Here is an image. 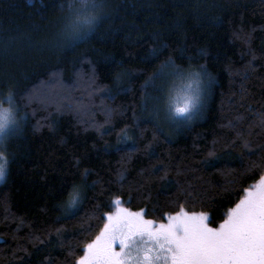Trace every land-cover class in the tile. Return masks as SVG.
Masks as SVG:
<instances>
[{
  "label": "trees",
  "instance_id": "trees-1",
  "mask_svg": "<svg viewBox=\"0 0 264 264\" xmlns=\"http://www.w3.org/2000/svg\"><path fill=\"white\" fill-rule=\"evenodd\" d=\"M97 2L70 47L80 0H0V100L11 88L25 117L6 143L0 264H74L116 196L157 221L183 206L217 226L264 173L249 167L264 158V0ZM175 71L206 77L187 121L164 110Z\"/></svg>",
  "mask_w": 264,
  "mask_h": 264
},
{
  "label": "snow or ice",
  "instance_id": "snow-or-ice-1",
  "mask_svg": "<svg viewBox=\"0 0 264 264\" xmlns=\"http://www.w3.org/2000/svg\"><path fill=\"white\" fill-rule=\"evenodd\" d=\"M101 7L97 0L69 3L64 28L70 47L97 22ZM173 74L184 77L178 71ZM199 77V72L187 73V78L197 82ZM27 95L31 100L35 93L29 91ZM5 102L9 107L3 106ZM200 105L199 90L182 99L169 94L168 112L173 120L191 119ZM18 112L21 109L10 88L0 100V181L8 174L6 143L21 132V121L25 119ZM258 119L264 128V113H258ZM238 135L248 149L250 142ZM249 167H264V158L259 163L251 161ZM242 191L243 195L227 209L217 226L210 223L208 212H190L183 206L179 211L163 213L165 218L157 221L148 218L144 208L134 211L125 207V201L116 196L109 205L113 210L100 214L102 226L94 238L83 244V255L74 264H264V173ZM82 199V192L73 186L66 210L75 209Z\"/></svg>",
  "mask_w": 264,
  "mask_h": 264
},
{
  "label": "rangeland",
  "instance_id": "rangeland-1",
  "mask_svg": "<svg viewBox=\"0 0 264 264\" xmlns=\"http://www.w3.org/2000/svg\"><path fill=\"white\" fill-rule=\"evenodd\" d=\"M86 27V26H85ZM190 72H197V71H189V72H183L184 77L181 78L177 75H170L171 77L168 79V86L166 91V98L164 101V110L166 111V114L169 115L168 112V102H169V94L171 93V96L173 98H179L182 99L184 95H195L197 93V90H199V95L202 96L204 85L206 84V77L200 73L199 82H197L196 79H189L187 78V73ZM182 73V72H181ZM4 100V99H3ZM201 101V100H200ZM4 107H9L7 102L4 103ZM196 110H194L195 112ZM166 115V116H167ZM170 116V115H169ZM172 119V118H171ZM181 121H187L189 119L187 118H179ZM1 182V181H0ZM1 240V237H0Z\"/></svg>",
  "mask_w": 264,
  "mask_h": 264
}]
</instances>
